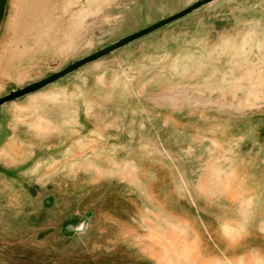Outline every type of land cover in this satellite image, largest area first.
Returning a JSON list of instances; mask_svg holds the SVG:
<instances>
[{"label":"rangeland","instance_id":"374dc122","mask_svg":"<svg viewBox=\"0 0 264 264\" xmlns=\"http://www.w3.org/2000/svg\"><path fill=\"white\" fill-rule=\"evenodd\" d=\"M196 1L9 0L0 98ZM260 110L264 0H220L5 105L0 264H201L182 245L210 225L180 215L231 192L222 121Z\"/></svg>","mask_w":264,"mask_h":264},{"label":"crops","instance_id":"0c3cea01","mask_svg":"<svg viewBox=\"0 0 264 264\" xmlns=\"http://www.w3.org/2000/svg\"><path fill=\"white\" fill-rule=\"evenodd\" d=\"M251 117L253 120L248 125L235 120L228 125L222 121L221 133L217 136L221 139L217 145L224 146L223 142L230 140L232 143L227 147L236 151L231 152L232 160H228L231 165L227 167L223 166L224 159L230 157H224L223 151V157L219 156L222 167L217 170L220 177L221 174L224 179L230 177L228 186L231 192L222 195V202L212 211L201 210L200 219L196 215H180L184 222L210 225L206 227V233L203 227L196 232L199 234L198 241L191 240L182 245L185 252L193 253V258L201 264H204L203 254H211L208 255L211 264H264V110L250 113ZM246 137L248 146L241 143ZM78 138L75 137V140ZM237 140L240 142L236 143ZM246 148L248 150L243 151ZM42 152L50 153L48 150ZM235 160L237 162L233 166ZM226 212L238 216V219H226ZM159 240L158 244L165 243V238ZM151 256L149 258L158 261V251Z\"/></svg>","mask_w":264,"mask_h":264},{"label":"water","instance_id":"95a60500","mask_svg":"<svg viewBox=\"0 0 264 264\" xmlns=\"http://www.w3.org/2000/svg\"><path fill=\"white\" fill-rule=\"evenodd\" d=\"M220 0H197L193 4L189 5L188 7L166 17L162 18L161 20L146 26L134 33H131L125 37L120 38L118 41L86 56L83 57L70 65L66 66L60 71L52 73L47 77L40 79L38 81L32 82L22 88L11 90L8 94L4 95L0 98V108L13 103L15 101L21 100L27 96H31L36 94L47 87L63 80L67 76L77 72L78 70L82 69L83 67L92 64L98 60H101L145 37H148L178 21L185 19L186 17L192 15L193 13L209 6L210 4L217 2ZM9 0H0V30L5 21L7 8H8Z\"/></svg>","mask_w":264,"mask_h":264},{"label":"bare ground","instance_id":"6f19581e","mask_svg":"<svg viewBox=\"0 0 264 264\" xmlns=\"http://www.w3.org/2000/svg\"><path fill=\"white\" fill-rule=\"evenodd\" d=\"M218 2V1H217ZM214 3H216V2H214ZM214 3H212V4H214ZM212 4H210V5H212ZM7 62V61H6ZM9 63V62H8ZM10 64V63H9ZM7 66V65H6Z\"/></svg>","mask_w":264,"mask_h":264}]
</instances>
